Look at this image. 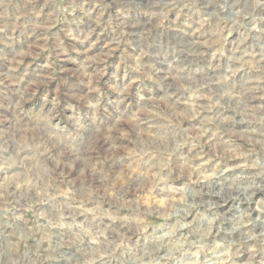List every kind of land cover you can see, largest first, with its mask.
I'll return each instance as SVG.
<instances>
[{
    "label": "clouds",
    "instance_id": "clouds-1",
    "mask_svg": "<svg viewBox=\"0 0 264 264\" xmlns=\"http://www.w3.org/2000/svg\"><path fill=\"white\" fill-rule=\"evenodd\" d=\"M0 264H264V0H0Z\"/></svg>",
    "mask_w": 264,
    "mask_h": 264
}]
</instances>
